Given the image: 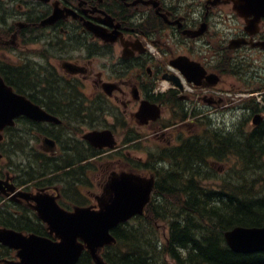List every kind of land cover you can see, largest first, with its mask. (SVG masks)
I'll list each match as a JSON object with an SVG mask.
<instances>
[{
	"label": "flooded vegetation",
	"instance_id": "1",
	"mask_svg": "<svg viewBox=\"0 0 264 264\" xmlns=\"http://www.w3.org/2000/svg\"><path fill=\"white\" fill-rule=\"evenodd\" d=\"M252 1L0 0V78L37 107L0 131V221L46 232L38 197L66 211L97 206L112 177L152 176L129 155L145 131L164 145L155 168L170 167V149L204 134L202 121L214 134L210 115L232 96L258 105L243 109L245 133L263 130L264 6ZM171 76L176 86L156 89ZM142 100L158 111L146 122ZM104 130L113 146L90 139Z\"/></svg>",
	"mask_w": 264,
	"mask_h": 264
},
{
	"label": "trees",
	"instance_id": "2",
	"mask_svg": "<svg viewBox=\"0 0 264 264\" xmlns=\"http://www.w3.org/2000/svg\"><path fill=\"white\" fill-rule=\"evenodd\" d=\"M177 151L171 170L156 175L154 196L144 213L112 230L116 242L102 251L107 264H264V251H232L223 237L237 225H264V134L259 129L241 136L217 133L202 137L201 144L187 140ZM226 155L234 158V179L229 175L218 187L214 181L193 184L200 165ZM157 220L168 228L165 238ZM10 226L26 227L19 219ZM11 255V249L0 245V258ZM76 264H92L90 255L83 252Z\"/></svg>",
	"mask_w": 264,
	"mask_h": 264
},
{
	"label": "water",
	"instance_id": "3",
	"mask_svg": "<svg viewBox=\"0 0 264 264\" xmlns=\"http://www.w3.org/2000/svg\"><path fill=\"white\" fill-rule=\"evenodd\" d=\"M244 2V0H242ZM254 7L259 8L264 1H252ZM3 90V88H0ZM13 95L11 90L2 91L0 102L12 103V111L21 107L22 101ZM10 101V102H9ZM146 105L141 109L144 112ZM7 106L0 105V128L7 122ZM157 116V112L152 118ZM259 116V115H258ZM258 116L254 121L259 120ZM92 142L100 145L113 144L109 131L95 132L91 135ZM97 140H103L99 143ZM94 143V144H95ZM152 179L148 180L134 174L123 173L111 178L108 185L113 193L109 199L99 203V209L90 207L76 208L73 212L61 210L54 202L45 197L37 198L38 216L47 223L49 237L28 234L9 228H0V243L16 249L17 259H3L5 264H75L82 250L89 251L93 264H106L99 255L100 248L111 243L114 238L109 230L117 223L125 221L134 214L143 212L145 204L149 201L152 189ZM224 238L231 250L242 253L264 251V226L243 227L235 226L224 232Z\"/></svg>",
	"mask_w": 264,
	"mask_h": 264
},
{
	"label": "rangeland",
	"instance_id": "4",
	"mask_svg": "<svg viewBox=\"0 0 264 264\" xmlns=\"http://www.w3.org/2000/svg\"><path fill=\"white\" fill-rule=\"evenodd\" d=\"M255 59L258 60L257 55H254V57L252 56L250 59V62H253ZM245 99L246 98L242 95L232 96L231 103L228 104V106H226L223 109L219 108L216 111L211 113L210 115V119H212L211 123L214 126H217V130L223 131V134L225 135H228V132H232L235 130L232 133L237 135L239 128L241 129L248 128V123L245 120L246 116H243L244 112L242 109L244 107L242 102ZM230 107L234 109L233 114L230 110H228V108ZM205 124L206 122L202 121L201 123H199L198 127L203 126V130H205L206 128ZM208 130H211V129L208 128ZM145 134L148 135V138L144 139V141H141V142L139 141L135 149L129 152V155L133 160H135L145 170L146 168L153 169V173H155L156 170L160 168V166L157 167L156 169L154 164H156L157 160L159 159L160 157L159 153L163 149L164 145L163 143H159L157 141L153 143V131L152 130L145 131ZM212 134L213 133L208 131L207 137L211 138ZM160 139L161 137L157 140L160 141ZM163 142L165 141L163 140ZM123 156H127V152L123 153ZM148 161H150V163L152 164L151 165L147 164L149 163ZM206 163L208 166H206L203 163V165H200L197 168L199 173H198V176L195 178V180L193 179V184L195 185L198 184L199 186H202L203 184L206 186L207 183L205 184L204 182L214 181L213 185L218 187L219 182H220L219 180L224 179V178H229V175L231 178H233V172L235 170V166L233 165L234 158L232 156L226 155L222 159L210 158L206 160ZM160 169L166 170L167 172L171 170L169 167L167 169L166 168H160ZM208 169L210 170L207 171ZM210 185L212 187V184ZM156 227L158 228V231L161 235L162 233H164V231H166L165 224H163L161 220L156 221Z\"/></svg>",
	"mask_w": 264,
	"mask_h": 264
},
{
	"label": "bare ground",
	"instance_id": "5",
	"mask_svg": "<svg viewBox=\"0 0 264 264\" xmlns=\"http://www.w3.org/2000/svg\"><path fill=\"white\" fill-rule=\"evenodd\" d=\"M220 140V139H219ZM144 141V140H143ZM147 141V140H146ZM143 145V144H142ZM218 199V198H217ZM212 225V224H211Z\"/></svg>",
	"mask_w": 264,
	"mask_h": 264
}]
</instances>
